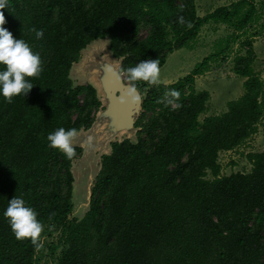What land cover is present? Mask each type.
<instances>
[{
  "label": "trees",
  "instance_id": "16d2710c",
  "mask_svg": "<svg viewBox=\"0 0 264 264\" xmlns=\"http://www.w3.org/2000/svg\"><path fill=\"white\" fill-rule=\"evenodd\" d=\"M235 0L200 17L195 0H8L5 24L41 54L43 71L30 77L29 94L0 97V264H39L30 240H17L3 217L8 199L23 196L44 225L59 230L50 247L58 264H264V150L246 155L249 172L221 176L219 153L232 151L264 119V83L254 69L251 39L235 57L233 72L244 94L218 115L207 111L208 91L195 78L261 18L257 2ZM183 15L188 28L177 23ZM232 29L220 53L198 63L171 84L131 82L126 69L149 58L166 64L169 54L191 49L203 26ZM146 37H139L142 28ZM33 28L42 29L41 39ZM255 36L254 34L251 36ZM109 39L121 72L143 96L137 140L112 144L103 155L81 219L74 209L73 161L47 146L58 127L88 129L101 102L91 84H75L70 72L84 49ZM178 89L165 105L167 89ZM208 173L212 179L208 178ZM50 214H52L50 216ZM42 233L40 239L42 237Z\"/></svg>",
  "mask_w": 264,
  "mask_h": 264
},
{
  "label": "rangeland",
  "instance_id": "374dc122",
  "mask_svg": "<svg viewBox=\"0 0 264 264\" xmlns=\"http://www.w3.org/2000/svg\"><path fill=\"white\" fill-rule=\"evenodd\" d=\"M197 13L203 17L216 8L221 6H228L235 0H195ZM258 14L261 15L259 21L252 25L248 33L244 34L236 42H231L229 48L224 54H221L217 59L212 60L209 70L201 76L195 78L194 87L196 91H208L210 99L207 103V111L199 116L202 121L206 116L218 115L227 110V103L232 100L240 98L244 94L243 82L241 78L233 72L235 57L244 53L242 42L245 39H251L253 42L256 60L254 69L264 83V0L257 2ZM232 29L223 24L209 23L200 31L197 39L192 43L191 49H180L168 55L166 64L160 68L159 83L171 84L178 79L188 75L195 66L202 62L204 58L213 53H220L224 48L226 39L231 35ZM148 28H142L139 37H146ZM255 35L251 37L252 35ZM107 46L106 54L110 55L113 59L108 45L109 39L103 40ZM100 44L98 40L92 42L82 51L79 61L73 65L70 77L75 84H91L85 81L83 76L79 74L76 69L80 67L82 61L88 66L87 72L89 73V62L85 58L86 54L101 57L105 52H92L94 45ZM93 58V56H91ZM115 61V60H113ZM117 63V61H116ZM264 93V91H263ZM264 97V94H263ZM134 139V137H132ZM264 150V119L258 124V130L242 145L232 151H224L219 153V163L221 165V176L230 175L232 172H249L251 165L248 162L246 155L251 152H261ZM98 154V153H97ZM96 154V156H97ZM82 155V153H80ZM79 155V156H80ZM73 162V165L78 166ZM98 164V163H97ZM98 167L95 163L91 162L90 167H82L81 170L74 172V209L69 216L70 219H81L88 210L90 200V191L95 182V176L98 173ZM88 177V179H87ZM208 178L212 179L210 173ZM60 239V232L57 229L47 225L45 232L42 233V247L36 253L39 259V264H58L60 249L51 255L50 247L57 243Z\"/></svg>",
  "mask_w": 264,
  "mask_h": 264
},
{
  "label": "clouds",
  "instance_id": "9594fccd",
  "mask_svg": "<svg viewBox=\"0 0 264 264\" xmlns=\"http://www.w3.org/2000/svg\"><path fill=\"white\" fill-rule=\"evenodd\" d=\"M8 0H0V97L11 103L16 96H27L35 86L30 77H38L43 71V61L40 52L33 51L28 42L23 38H15L11 31L5 28V18L3 9L8 8ZM177 23L188 28L192 27L191 21L185 19L183 15L177 17ZM37 39L44 35L42 29L33 28ZM158 58L140 60L133 67L126 69L127 79L131 82L145 81L149 84L159 83ZM128 95L139 101L141 95L133 83L128 89ZM180 96L178 89H167L163 94L165 105H174ZM79 135V130L75 127L65 129L58 127L47 134V146L59 150L65 157L71 160L75 155L73 140ZM91 143V138H89ZM38 212L30 206L23 196L14 195L8 199L3 217L6 219L10 229L17 240H30L34 248L42 247L40 239L44 225L38 219ZM52 214H50L51 216Z\"/></svg>",
  "mask_w": 264,
  "mask_h": 264
},
{
  "label": "water",
  "instance_id": "95a60500",
  "mask_svg": "<svg viewBox=\"0 0 264 264\" xmlns=\"http://www.w3.org/2000/svg\"><path fill=\"white\" fill-rule=\"evenodd\" d=\"M97 40L100 44L96 43L92 52H105V54L101 57L91 55L92 53L86 54L87 62L90 60V72L88 73L86 70L88 64L85 65V59L76 71L83 76L85 81L91 82V85L96 89L101 107L96 113L92 125L88 129H81L79 135L73 140L74 148L82 150V155L75 159L78 166L72 165L73 173L81 170L82 167H90L91 162L99 165V172L102 156L111 154L112 144L121 143L125 139L135 142L137 132L140 130L136 127V123L143 112V96L138 89L141 95L138 102L128 95V89L132 84L121 72L122 58L117 59L112 55V59L110 55L106 54L107 46L103 45L105 39ZM89 138H91V143Z\"/></svg>",
  "mask_w": 264,
  "mask_h": 264
},
{
  "label": "bare ground",
  "instance_id": "6f19581e",
  "mask_svg": "<svg viewBox=\"0 0 264 264\" xmlns=\"http://www.w3.org/2000/svg\"><path fill=\"white\" fill-rule=\"evenodd\" d=\"M94 42V41H93Z\"/></svg>",
  "mask_w": 264,
  "mask_h": 264
},
{
  "label": "built area",
  "instance_id": "2783aa9c",
  "mask_svg": "<svg viewBox=\"0 0 264 264\" xmlns=\"http://www.w3.org/2000/svg\"><path fill=\"white\" fill-rule=\"evenodd\" d=\"M125 75V74H124Z\"/></svg>",
  "mask_w": 264,
  "mask_h": 264
}]
</instances>
